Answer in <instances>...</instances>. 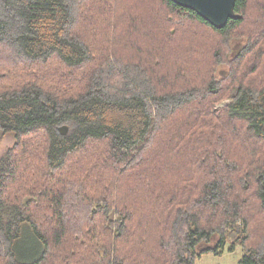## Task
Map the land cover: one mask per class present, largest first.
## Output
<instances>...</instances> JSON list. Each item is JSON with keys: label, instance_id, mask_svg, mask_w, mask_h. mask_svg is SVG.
<instances>
[{"label": "trees", "instance_id": "obj_1", "mask_svg": "<svg viewBox=\"0 0 264 264\" xmlns=\"http://www.w3.org/2000/svg\"><path fill=\"white\" fill-rule=\"evenodd\" d=\"M234 11L0 0V264H194L234 234L264 264V0Z\"/></svg>", "mask_w": 264, "mask_h": 264}, {"label": "rangeland", "instance_id": "obj_2", "mask_svg": "<svg viewBox=\"0 0 264 264\" xmlns=\"http://www.w3.org/2000/svg\"><path fill=\"white\" fill-rule=\"evenodd\" d=\"M243 45V41L241 40H233L231 42V53L235 54ZM227 72V65L222 64L218 67V70L216 72L217 78L224 76ZM13 142V134L8 133L4 138L0 141V153L7 147H9ZM129 187H134L131 183ZM215 239H213L211 242L205 244L201 243L197 246V252L207 248V247H213L215 244ZM33 240L32 238L26 233L22 236V238L17 243V251L19 254H27L29 257H32L35 251L30 248V245L32 244ZM234 245V250L229 251L227 247L232 244ZM243 253L242 246L239 243V239L237 238V235H231L229 236L226 247L220 254H214L212 252L209 253H203L199 257H197L194 260V264H237L238 260L240 259L241 255Z\"/></svg>", "mask_w": 264, "mask_h": 264}, {"label": "water", "instance_id": "obj_3", "mask_svg": "<svg viewBox=\"0 0 264 264\" xmlns=\"http://www.w3.org/2000/svg\"><path fill=\"white\" fill-rule=\"evenodd\" d=\"M192 9L216 28H222L230 18H235V0H172ZM61 134L67 132L65 125L58 127Z\"/></svg>", "mask_w": 264, "mask_h": 264}]
</instances>
